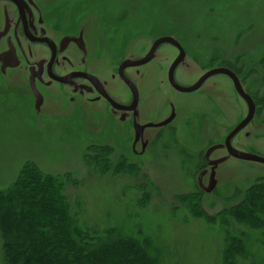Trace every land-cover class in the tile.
Listing matches in <instances>:
<instances>
[{
	"label": "rangeland",
	"instance_id": "374dc122",
	"mask_svg": "<svg viewBox=\"0 0 264 264\" xmlns=\"http://www.w3.org/2000/svg\"><path fill=\"white\" fill-rule=\"evenodd\" d=\"M76 4L83 7L72 13ZM44 5L47 11L61 12L64 26L72 25L77 16L79 22L90 19L87 32L98 55L95 63L104 69L107 80L125 52L138 57L163 36L177 39L200 64L184 58L175 70L181 85H192L207 70L231 65L256 103L248 147L264 155V124L256 123L257 114L264 112V0H44ZM177 54L163 43L151 61L137 68L144 112L138 123L154 121L157 111L159 118L169 115L171 104L175 111L170 122L174 128L152 144L151 152L148 146L141 150L139 143L134 144V124L111 121L102 101L86 102L88 108L79 112L77 102L69 98V87L53 84L39 87L46 95L37 104L23 67H0V193L7 195L18 186L22 190L24 182L46 180L44 185H55L58 196L67 200V214L76 228L98 235L108 229L121 236L138 232L150 239L149 250L158 249L167 264H250V259L263 258L264 165L232 160V170H216L215 188L208 193L196 185L197 176L190 168L191 158L199 163L206 136L218 134L217 118L210 121L202 113L208 114V107L215 104L222 113L220 137L224 138L246 109L221 74L194 91L175 89L167 71ZM219 84L228 100L204 95L207 88ZM110 85L115 95L129 94L118 78ZM149 131H143L142 139ZM23 208L28 212V205ZM1 216L0 264H6L3 257L11 259L14 235L8 236ZM52 232L56 231L52 228ZM55 236L60 233L44 236L43 242L56 240ZM74 236V231L66 230L57 240Z\"/></svg>",
	"mask_w": 264,
	"mask_h": 264
},
{
	"label": "flooded vegetation",
	"instance_id": "af4514ba",
	"mask_svg": "<svg viewBox=\"0 0 264 264\" xmlns=\"http://www.w3.org/2000/svg\"><path fill=\"white\" fill-rule=\"evenodd\" d=\"M82 7L83 6H78L76 4L71 7V12L74 13L77 10L80 11ZM81 17H85V14ZM89 21L90 19L87 18L82 19L79 22V16H77L72 25L64 26L61 12H58V10L56 12V9L54 11H47V6L44 5V0H0V57L4 58V62L0 61V67H2L4 63H16L15 67H6L9 69L23 67L27 75V87L29 88L31 94L34 97V101L36 102L41 103L43 100V95H46L41 91V88H39L40 86L44 85L46 87H51L53 84H63V86L69 87L72 93V96L69 97L71 102H77L78 106L75 107L77 111L80 112L84 108H88L86 102L102 101L104 110L112 122L121 125L125 122H128L129 126L132 127L134 121L138 123V120L143 117L144 113L141 108V102L143 101L142 88L141 85L135 80L140 78V73L137 70V67L134 68L133 72L128 73L126 69L123 71L124 76L136 88L137 99L134 106L131 107L133 102V94L126 83L120 78L118 71L119 66L116 71H114V73L107 74L109 76V79L107 80L104 76L106 74L104 73V69L101 68L100 64H96L95 61L91 59V46L93 45L94 41L89 37L87 32V29L89 28ZM178 44L184 50L182 62L187 56V58L190 59V62L200 65L196 59L197 57L187 55L183 45L179 42ZM174 49L178 53V49L175 47ZM125 54L124 60H131L143 57L146 52L138 57H133L132 55L127 56V54ZM163 58L166 59L168 56H164ZM175 58H173L172 61H174ZM180 64L182 63H179L176 68L180 66ZM225 66L227 67L220 66L219 68L230 70L238 78L239 72L236 69H234L231 65ZM208 71L210 70L205 71L197 80H199ZM79 73L83 75H79ZM222 75L230 80L236 99H239L241 103H243L242 105L245 107L244 110L246 109V114L236 123L234 127H232L231 130L226 133V136L222 138L220 137L222 127L221 111L215 107V104H212L210 109L208 107V110H206L208 114L202 113V116L207 120L209 119L212 121L217 118L216 122L219 123L218 134H210V136H206L207 139H205V142L208 143L206 148L199 151V163L194 162L196 157L194 160L193 158L190 159V168L195 171L194 173L197 176L196 185L201 191L204 192H206L205 189L210 184V176L213 175L214 177L216 170L223 167L226 171L232 170L231 167L234 166L232 160H239L229 155L228 149L224 143L230 132L246 118L250 104V102L248 104L235 90L230 77L224 74ZM88 76L95 77L98 80V83L101 86L100 89H102V91L106 94V97H103L99 93L98 88L91 84ZM62 77L66 78L65 82L57 81L56 78ZM115 78H118L125 89H127L126 91L129 94H127L126 98L118 92H115L116 95L111 92L110 81L111 79ZM209 78L210 77L206 78L204 82H206ZM174 80L178 85L185 86L179 84L176 81L175 71ZM196 82L197 81L194 83ZM154 89L156 90L157 94L158 88L156 87ZM224 89L225 87L221 84H219V86H212L207 88V92L204 95L211 100H228V94L224 92ZM242 89L252 101L254 108L253 116H255L257 109L255 99L253 97L254 94L250 92V87L247 88L246 85L245 88L242 86ZM233 100L234 99L231 97L230 101ZM155 101H158V99H155ZM233 102L236 104V106H239L237 101L234 100ZM128 107H130V109H128ZM160 113H158V111L155 113L156 117L154 118V121L138 123L142 126L152 124V127L144 128L141 131V135L138 140H134V144H140L141 150L148 146V150L151 152L152 144H154V142H156L157 139L163 136L168 130L174 128L175 125H170V122L175 118L174 106L171 104L169 107V115H167L165 110L167 116L159 118L158 115ZM234 113L235 112H232V114ZM171 116L172 119L167 124L157 126L158 124L167 121ZM257 118L258 121L256 123L257 127H259L261 124H264V112H259L257 114ZM245 128H247V130L244 131ZM145 129L152 131L145 132V138L142 139L143 131ZM198 131L199 129H197V132ZM240 133H242V135L237 140H235V137ZM204 134L203 137H205ZM249 143L250 121L230 139V145L233 149L248 154H256L264 158V155L250 152V147H248ZM218 145L222 147L208 152L210 148H214ZM240 161L249 162L244 160ZM205 180L207 184L204 182Z\"/></svg>",
	"mask_w": 264,
	"mask_h": 264
},
{
	"label": "trees",
	"instance_id": "16d2710c",
	"mask_svg": "<svg viewBox=\"0 0 264 264\" xmlns=\"http://www.w3.org/2000/svg\"><path fill=\"white\" fill-rule=\"evenodd\" d=\"M43 183L31 185L24 182L22 190L18 186L9 190L7 195L0 193V214L6 221L4 228L8 236L14 235L10 241L11 259H6V255L3 257L6 264H167L158 249L149 250L150 239L141 237L138 232L121 236L119 231L108 229L98 235L87 228H76L67 214V200L58 196L55 185L47 187ZM260 196L264 197V192ZM23 205L29 206L28 212L24 213ZM32 208L36 213L31 212ZM13 213L17 215L12 216ZM261 223L264 226L263 219ZM52 228L55 234L60 233V237L43 242L44 236L54 238ZM66 230L74 231L76 236L58 241ZM32 246L34 248L30 249ZM17 257L20 260L17 261ZM250 264H264V256L260 260L250 259Z\"/></svg>",
	"mask_w": 264,
	"mask_h": 264
},
{
	"label": "water",
	"instance_id": "95a60500",
	"mask_svg": "<svg viewBox=\"0 0 264 264\" xmlns=\"http://www.w3.org/2000/svg\"><path fill=\"white\" fill-rule=\"evenodd\" d=\"M163 43H168V44H171L175 47L178 48L179 50V54L178 56L176 57V59L171 63L170 67H169V70H168V76H169V82L170 84L177 90L179 91H184V92H190V91H194V90H197L201 84L204 82V80L212 75H215V74H224L228 77H230V79L232 80L233 82V85H234V88L235 90L238 92V94L244 98V100L249 104V110H248V115L246 116V118L241 122L239 123L231 132L230 134L228 135V137L226 138L225 140V143L224 145L226 146V148L228 149V152H229V155L233 156L234 158H237L239 160H244V161H250V162H254V163H259V164H264V158L263 157H260L256 154H248V153H245V152H242V151H239V150H236V149H233L230 145V139L236 134L238 133L249 121L252 120V117H253V113H254V108H253V104H252V101L251 99H249L248 95L244 92V90L242 89L241 87V84L238 80V78L236 77V75L231 72L230 70L228 69H225V68H217V69H212L210 71H208L207 73H205L194 85L192 86H180L178 85L175 80H174V71H175V68L176 66L182 62V58L184 56V51L183 49L181 48V46L176 42V40L172 37H169V36H163V37H159L157 38L153 44L151 45L149 51L147 52V54L138 59V60H125L123 61L119 68H118V71H119V76L123 79V81L126 83V85L130 88V90L132 91V94H133V102L131 104V107L134 106L135 102H136V99H137V93H136V88L134 87V85L124 76L123 74V71L125 68L127 67H136V66H141V65H144L146 63H148L151 59H153L154 55H155V51L156 49ZM0 61L4 62V58L3 57H0ZM16 63H11V64H3L2 67L3 69L6 67V66H15ZM79 75H83L81 73H79ZM91 84L93 86H95L96 88H98L99 90V93L103 96V97H106V94L102 91L101 86L100 84L98 83V80L95 78V77H92V76H88ZM57 81L59 82H65L66 81V78H56ZM250 100V101H249ZM39 104V102L37 103ZM37 108L38 105H37ZM128 109H130V107H128ZM172 119V116L165 122L161 123V124H158L157 126H162L164 124H167L170 120ZM134 131L136 133V139L135 140H138L139 139V134L141 133V131L146 128V127H152V124H148V125H139L136 123V121H134ZM219 147H222V146H216V147H212L210 148V151H213ZM214 188V181H212L209 186L205 189L206 192H211L212 189Z\"/></svg>",
	"mask_w": 264,
	"mask_h": 264
},
{
	"label": "bare ground",
	"instance_id": "6f19581e",
	"mask_svg": "<svg viewBox=\"0 0 264 264\" xmlns=\"http://www.w3.org/2000/svg\"><path fill=\"white\" fill-rule=\"evenodd\" d=\"M92 28H93V24H92V26L90 27L89 30H92ZM93 46H94V44L91 46V47H92V55H91V59H93L95 62H97L98 59H95V57H97L98 55L94 53V48H95V47H93ZM125 55H126V54H125ZM123 60H124V55H123L122 59L120 60L119 64H121V63L123 62ZM119 66H120V65H119ZM136 67H138V66H136ZM129 68H134V67H127V69H129ZM113 73H114V72H113ZM70 100H71V99H70Z\"/></svg>",
	"mask_w": 264,
	"mask_h": 264
}]
</instances>
